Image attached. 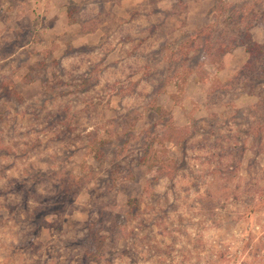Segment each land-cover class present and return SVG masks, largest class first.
Wrapping results in <instances>:
<instances>
[{
    "label": "rangeland",
    "instance_id": "374dc122",
    "mask_svg": "<svg viewBox=\"0 0 264 264\" xmlns=\"http://www.w3.org/2000/svg\"><path fill=\"white\" fill-rule=\"evenodd\" d=\"M0 264H264V0H0Z\"/></svg>",
    "mask_w": 264,
    "mask_h": 264
},
{
    "label": "trees",
    "instance_id": "16d2710c",
    "mask_svg": "<svg viewBox=\"0 0 264 264\" xmlns=\"http://www.w3.org/2000/svg\"><path fill=\"white\" fill-rule=\"evenodd\" d=\"M249 41L251 42V39L249 38ZM255 47H257L258 45L257 44H254ZM248 52L251 54V56L253 57L255 55V48L252 47V48H248ZM221 65V64H220ZM154 110L157 112L158 111V108H154Z\"/></svg>",
    "mask_w": 264,
    "mask_h": 264
}]
</instances>
